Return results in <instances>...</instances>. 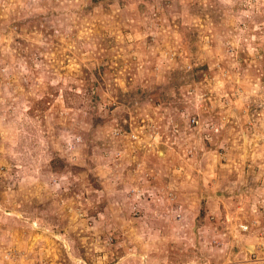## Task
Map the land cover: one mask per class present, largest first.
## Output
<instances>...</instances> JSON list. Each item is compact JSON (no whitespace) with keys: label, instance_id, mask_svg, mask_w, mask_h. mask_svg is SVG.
Masks as SVG:
<instances>
[{"label":"rangeland","instance_id":"374dc122","mask_svg":"<svg viewBox=\"0 0 264 264\" xmlns=\"http://www.w3.org/2000/svg\"><path fill=\"white\" fill-rule=\"evenodd\" d=\"M199 1L0 0V264H264V0ZM104 51L84 123L40 65Z\"/></svg>","mask_w":264,"mask_h":264},{"label":"trees","instance_id":"16d2710c","mask_svg":"<svg viewBox=\"0 0 264 264\" xmlns=\"http://www.w3.org/2000/svg\"><path fill=\"white\" fill-rule=\"evenodd\" d=\"M262 3L264 5V2H262ZM165 4H166V2H165ZM197 7H198L197 9L201 13V15H200L201 20H204V22H206L205 24H208L207 19H210L212 22L214 20H218V19L219 20L221 19L223 22H227V20L223 18L224 14H225V9L227 10L229 17H232V15L234 14V12L236 10V5L233 6L232 4H230L228 7L224 8L225 4H220L219 0H210V1L207 0V2H205V3H203L202 0H200L198 2ZM164 10H165V8L162 10V12H164ZM262 14L264 15V9H262ZM165 16H166V19H163V21L158 20V24L163 23V25H166L165 22L167 20H169V17L167 18L166 13H165ZM215 26L217 27V25H215ZM228 26H230V25L222 23L219 26V31H221V30L223 31L226 29L229 32H234L233 30H235V32L241 33L242 30H244V29H242L241 26H236V28H233L231 26V27L227 28ZM165 27L166 26H164V28ZM206 27H208V25H206ZM249 28H251V27L248 26L247 29H249ZM200 32H201V30H199V28L197 26H194V27H192V32H190L189 36H190V38L191 37L194 38ZM223 32L226 33V31H223ZM227 34L229 35V33H226V35ZM230 34L232 35V33H230ZM224 40H225V38H224ZM96 42H95V45H99V47H100V45L101 46L103 45V48L107 47L106 39H104V38L101 39L100 42H97V43ZM253 47H254V45H253ZM96 51H97V49L92 51L93 55L94 54L96 55ZM102 55L103 56H100V55L97 56L98 59L94 65L96 77L98 78V80H95L94 77L89 73V71L87 69H85L83 66H81L78 69V71H77L78 74L71 73L69 75L67 72H61L58 69H53V68H49V67L48 68H45L43 66L41 67V65H40V68H41L40 73L42 74V76L48 77V81L46 82L47 83V90L50 91L49 92L50 94L53 93L52 97L55 96L56 93H58L61 89L63 92V94H62L63 95L62 96L63 97V105H64L63 107L64 108H70L71 113H75V114L77 113V119L81 122H84V123L88 122L89 120L91 121L93 119V118H89V115L92 116L91 112H89V115H87V113H84L83 109L81 108L84 104V100L85 99L87 100V98H88V97H86V94H88V96H89V95H91V92H92L95 95V92L97 91L95 96H99V95L101 96L102 93L99 94V91H101L100 88H106L107 86L104 84H106L107 81L109 80L108 77H104L102 75L103 72H105L106 70L109 69V67H107L108 66L107 60L109 57H108L106 52L102 53ZM31 69H33V65H31ZM195 69H199V68H195ZM35 72L36 71H34L33 73H35ZM61 73H64L65 76L59 77L58 75H60ZM177 76H178V73H175L171 77H169L167 79L168 83L170 80H175L177 78ZM198 76H200L199 73H198ZM66 79L69 82H73V80L75 82L68 84V83L64 82V81H66ZM91 80H92V84L90 85L89 82ZM99 81L102 82L103 86H100ZM86 83H89V84H87V87H85ZM171 83H172V81H171ZM171 83H169V84H171ZM183 83L184 82H181V81L178 82V84L176 83V86H174L172 88L174 91V94L170 93V87L171 86L167 87L168 90L166 89L163 92H161V97H159L160 101L161 102H169V101L174 102V101H176L174 103V106H177L178 109L183 108L184 105L179 103V100L182 98L181 91H179L180 90L179 87H182ZM43 98H44V96H43ZM43 98H41L39 101L41 102V100H44L46 102H49L54 97L53 98L50 97V98H46V99L45 98L43 99ZM30 100L32 101V99H30ZM93 112H94V114H96L97 109H94ZM99 121H103L102 118H100ZM111 123L113 124L114 122H111ZM112 124H108V125L110 126ZM121 126L122 125H119V127H121ZM126 133H128V131H126ZM112 138L115 139V137H112ZM105 148H108V147H105Z\"/></svg>","mask_w":264,"mask_h":264},{"label":"crops","instance_id":"0c3cea01","mask_svg":"<svg viewBox=\"0 0 264 264\" xmlns=\"http://www.w3.org/2000/svg\"><path fill=\"white\" fill-rule=\"evenodd\" d=\"M254 157L256 156L255 155V153H254V155H253ZM94 258H92L89 262H91V261H94L93 260ZM82 263H84V261H81ZM85 264V263H84ZM90 264V263H89ZM95 264V263H94ZM98 264H119V263H117V262H113V263H109L108 262V258L105 256V257H103V259L101 260V261H99V263Z\"/></svg>","mask_w":264,"mask_h":264},{"label":"built area","instance_id":"2783aa9c","mask_svg":"<svg viewBox=\"0 0 264 264\" xmlns=\"http://www.w3.org/2000/svg\"><path fill=\"white\" fill-rule=\"evenodd\" d=\"M246 228V227H245Z\"/></svg>","mask_w":264,"mask_h":264}]
</instances>
